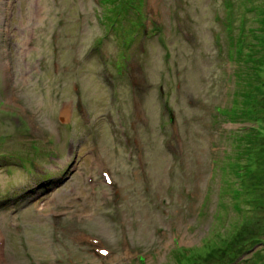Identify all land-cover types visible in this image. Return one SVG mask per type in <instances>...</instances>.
Segmentation results:
<instances>
[{
  "label": "rangeland",
  "instance_id": "1",
  "mask_svg": "<svg viewBox=\"0 0 264 264\" xmlns=\"http://www.w3.org/2000/svg\"><path fill=\"white\" fill-rule=\"evenodd\" d=\"M254 235L264 0H0V264H264Z\"/></svg>",
  "mask_w": 264,
  "mask_h": 264
},
{
  "label": "trees",
  "instance_id": "2",
  "mask_svg": "<svg viewBox=\"0 0 264 264\" xmlns=\"http://www.w3.org/2000/svg\"><path fill=\"white\" fill-rule=\"evenodd\" d=\"M242 188H236V190H234L233 195L234 197L238 198L239 196H241ZM243 190V189H242ZM247 191H249V189H245ZM239 200V199H236ZM236 207H239L240 204L237 202L235 204ZM250 240L253 244L256 243H262L264 244V238H261L258 235H254L252 237H250ZM251 247V245H249L248 243H246L245 241H242L240 244H235V242L231 241V244H228L227 246L223 247V246H219L218 248L223 249L224 251L229 250V252L227 253V259H222L220 258L217 262H215L214 264H233L235 262V260H237V258H239L241 253H245L249 251V248ZM183 253V252H182ZM196 255H200L198 253H196ZM186 256V255H185ZM184 256V257H185ZM196 257V258H195ZM204 257V256H203ZM203 257L198 259L197 256H193L192 258L194 260H188L187 262H184V264H206L203 261ZM247 258H245L244 260L246 261Z\"/></svg>",
  "mask_w": 264,
  "mask_h": 264
}]
</instances>
